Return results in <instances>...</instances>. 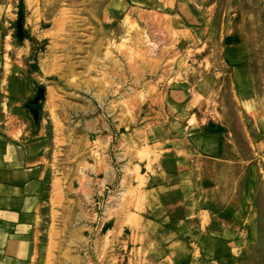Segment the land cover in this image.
Listing matches in <instances>:
<instances>
[{"label": "rangeland", "instance_id": "rangeland-1", "mask_svg": "<svg viewBox=\"0 0 264 264\" xmlns=\"http://www.w3.org/2000/svg\"><path fill=\"white\" fill-rule=\"evenodd\" d=\"M98 119L133 136V172L175 185L165 202L196 209L185 227L207 264H264V0H0V160L15 145L55 155L59 138L99 135ZM41 230L0 264H55ZM116 240L102 261L116 264Z\"/></svg>", "mask_w": 264, "mask_h": 264}, {"label": "crops", "instance_id": "crops-1", "mask_svg": "<svg viewBox=\"0 0 264 264\" xmlns=\"http://www.w3.org/2000/svg\"><path fill=\"white\" fill-rule=\"evenodd\" d=\"M98 121L99 135L59 138L55 155H26L25 145H15L16 155L2 153L0 252H9L12 247V253H24L20 241L31 237L33 229L36 239L40 225L49 239L41 245L42 259L54 255L55 264H113L110 257L101 260L107 234L117 238L112 254L116 264H147L153 252L158 259L155 264H207L201 248L197 251L190 247L195 243L190 241L200 235L196 234V225L185 227L196 221V209H186V201L165 202L162 194L175 185L154 186L156 178L133 172V136L117 134L115 129L108 131L103 119ZM138 176L144 182L141 197L121 202L122 194L138 185ZM46 205L49 211L44 210ZM180 206L184 209L178 212ZM27 207L32 218L26 214ZM26 216L33 220V226L26 224ZM150 222L163 229L165 245L155 250L149 249L151 238L144 229ZM169 222L176 227L163 226Z\"/></svg>", "mask_w": 264, "mask_h": 264}]
</instances>
